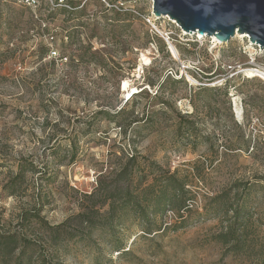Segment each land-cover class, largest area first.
<instances>
[{
	"label": "rangeland",
	"instance_id": "1",
	"mask_svg": "<svg viewBox=\"0 0 264 264\" xmlns=\"http://www.w3.org/2000/svg\"><path fill=\"white\" fill-rule=\"evenodd\" d=\"M113 1L134 18H105L98 0L71 17L42 0L27 6L32 17L19 0H0V165L12 160L0 167V233L19 231L17 215L42 189V216L74 238L48 248L45 264H264V52L244 35L222 44L186 33L169 17L150 25L144 17H155L152 0ZM141 91L122 118L91 122L94 112L115 111ZM179 115L208 140L197 147L181 141ZM135 154L142 167L155 162L188 183L186 227L178 229L170 209L157 221L165 232L147 235L128 222L117 236L87 235L78 215L96 206L92 223L100 224L105 189L118 194L124 183L117 174ZM21 158L56 179L47 186L28 175L11 198L4 187ZM246 191L252 218L236 252L216 240L223 229L217 217L198 215L216 195L229 192L232 204ZM115 238L130 251L111 256Z\"/></svg>",
	"mask_w": 264,
	"mask_h": 264
},
{
	"label": "trees",
	"instance_id": "2",
	"mask_svg": "<svg viewBox=\"0 0 264 264\" xmlns=\"http://www.w3.org/2000/svg\"><path fill=\"white\" fill-rule=\"evenodd\" d=\"M42 1L46 3V8L64 11L71 17L85 14V5L89 0H69L68 4L72 10L64 7L54 8L48 1ZM39 2L40 0L37 1V4ZM98 2L104 6L100 8L99 12L105 18L119 19L121 16L128 17L129 19L134 18V11L132 9L126 6L117 9L113 0H109L110 7H106L99 0ZM23 7L27 9L32 17L30 13L31 9L24 5ZM80 8L82 11H80ZM91 62L103 66L102 60L97 61L94 58ZM218 90L220 91L221 89ZM224 92V96L228 97L227 88L224 89ZM144 94V91L134 94L115 111H104L101 109L94 112L90 117L92 119L91 122L102 118L113 120L122 118L130 101ZM92 125L90 124L88 127L86 135L89 134ZM119 127L121 128L122 125ZM199 132L200 129L197 123L190 119V117L179 115L177 135L181 141L190 142L193 147H197L201 139L208 140V137H203ZM72 158H74V155ZM11 162L12 160L4 158L0 167L9 166ZM146 162L144 167H142L138 163L136 154L126 160V163L117 174V178L121 179L124 183L122 189L118 191V194L115 193L116 191L113 194L109 193L110 191L105 189L107 198L100 208L107 207L108 210L103 215L98 214L101 220L99 225L92 223L95 218L93 215L99 213V209L96 210V206L78 215L80 226H86L89 230L87 235L91 236L93 232L97 231L100 233V236H117L122 233L123 227L128 222L135 224L147 235H152L155 232H165L167 227L163 229L162 222L157 221L162 220L170 209H174L177 212V219H179L178 229L186 227L188 217L184 216L185 214L182 212H185L187 215L192 214L191 209H188L187 203L193 200L189 196V191H187L188 183L184 179L178 178L175 173L163 169L157 163L147 160ZM14 165L16 166V172L4 187V191L8 197L17 198L20 195L23 186L27 182L28 175H39L37 179L44 181L47 186L52 184L56 179L52 172L43 171L33 161H29L28 159L21 158L16 160L14 161ZM239 187L240 185L235 186L237 189ZM99 188H102V185ZM37 191L33 197L31 207L23 209L17 215L19 231L0 233V264H45L48 248H55L57 245L61 246L66 241L74 239L68 237L64 231V225L52 227L44 219L42 215L45 204L41 195L42 189L41 191ZM228 193L224 192L212 198L210 200L212 205L208 206L207 204L203 208V214H199L198 217H217L223 229L217 235L216 240L220 244L239 252L242 250V247H245L244 237L248 234V225L252 218L248 209L250 191H246L240 200L232 204L227 202L229 198ZM90 197H93V195ZM26 228L30 232L29 235L25 233ZM110 246H112L110 251L111 256L114 253L122 255L130 251V249L124 251L125 248L122 247L120 240L116 238Z\"/></svg>",
	"mask_w": 264,
	"mask_h": 264
},
{
	"label": "water",
	"instance_id": "3",
	"mask_svg": "<svg viewBox=\"0 0 264 264\" xmlns=\"http://www.w3.org/2000/svg\"><path fill=\"white\" fill-rule=\"evenodd\" d=\"M156 17L227 44L237 35L264 52V0H152Z\"/></svg>",
	"mask_w": 264,
	"mask_h": 264
},
{
	"label": "built area",
	"instance_id": "4",
	"mask_svg": "<svg viewBox=\"0 0 264 264\" xmlns=\"http://www.w3.org/2000/svg\"><path fill=\"white\" fill-rule=\"evenodd\" d=\"M37 1L38 0H19V2L21 3V4H23L24 6H29V7H32V6H34L35 5V7H36V5H37ZM46 1H48V3L52 6V7H54V8H57V7H64V8H66V9H68V10H72V8L69 6V4H68V1L69 0H46ZM99 1H101L103 4H105L107 7H110V5H109V0H99ZM155 18H157L156 16L155 17H152V18H146V17H144V19H145V21L148 23V24H150V25H152V24H155ZM247 40H248V38H246ZM249 41V40H248Z\"/></svg>",
	"mask_w": 264,
	"mask_h": 264
},
{
	"label": "bare ground",
	"instance_id": "5",
	"mask_svg": "<svg viewBox=\"0 0 264 264\" xmlns=\"http://www.w3.org/2000/svg\"><path fill=\"white\" fill-rule=\"evenodd\" d=\"M237 36H239V35H237ZM200 38H202V37L200 36ZM213 38H214V40H216L215 37H213ZM242 38H247V37L244 36ZM172 50H174V49H172ZM144 62H148V60L144 58ZM256 74H260V71H258V70H248L247 71V76H249V77H254V76H256ZM122 87H123V90H126L127 87H128L127 83L124 82ZM235 112H236V118L238 120H241L242 119V110H241V108H236Z\"/></svg>",
	"mask_w": 264,
	"mask_h": 264
}]
</instances>
